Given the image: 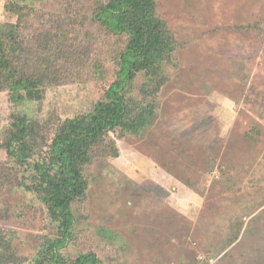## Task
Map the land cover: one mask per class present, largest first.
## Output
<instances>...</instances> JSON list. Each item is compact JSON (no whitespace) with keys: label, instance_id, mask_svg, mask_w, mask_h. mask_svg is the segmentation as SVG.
<instances>
[{"label":"rangeland","instance_id":"obj_1","mask_svg":"<svg viewBox=\"0 0 264 264\" xmlns=\"http://www.w3.org/2000/svg\"><path fill=\"white\" fill-rule=\"evenodd\" d=\"M9 1L0 0V23L17 22ZM92 1L20 3L34 10L33 26L50 28ZM157 4L178 43L157 121L87 167L84 218L64 253L94 252L103 264H264V0ZM102 84L75 77L23 108L39 120L73 117L101 98ZM14 111L0 92V140ZM29 174L0 149V228L25 264L55 234L38 196L20 186Z\"/></svg>","mask_w":264,"mask_h":264},{"label":"trees","instance_id":"obj_2","mask_svg":"<svg viewBox=\"0 0 264 264\" xmlns=\"http://www.w3.org/2000/svg\"><path fill=\"white\" fill-rule=\"evenodd\" d=\"M90 12L55 15V27L33 26L34 10L10 0L16 23H0V92L15 107L0 140L9 161L30 171L20 186L38 196L55 225L39 240L32 264H103L94 252L68 258L88 197L86 169L95 159L117 157V138L155 125L166 66L178 49L157 0H94ZM90 3V4H91ZM38 32L28 39L26 30ZM38 30V31H37ZM84 76L101 81L102 95L87 112L44 119L23 107L46 89ZM12 236L0 228V264H25Z\"/></svg>","mask_w":264,"mask_h":264}]
</instances>
